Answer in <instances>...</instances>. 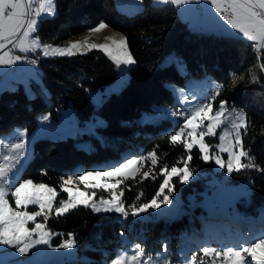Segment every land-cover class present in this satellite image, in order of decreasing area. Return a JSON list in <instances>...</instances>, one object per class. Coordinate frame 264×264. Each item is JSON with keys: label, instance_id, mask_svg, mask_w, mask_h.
<instances>
[{"label": "trees", "instance_id": "16d2710c", "mask_svg": "<svg viewBox=\"0 0 264 264\" xmlns=\"http://www.w3.org/2000/svg\"><path fill=\"white\" fill-rule=\"evenodd\" d=\"M135 1V10L125 11L124 6L117 8L114 0H54L55 15L38 20L35 35L41 43H66L101 21L124 34L135 62L128 66L125 83L105 94L99 104L92 103L87 89L103 88L117 74L114 61L99 49L37 59L40 88L33 81L30 89L20 83L0 88V134L14 126L31 131L37 114L48 112L56 117L60 107L72 108L78 123L76 135L35 137L31 156L17 180L30 179L53 188L58 204L67 195L63 190L65 177L76 179L84 171L112 168L155 150L158 162L153 165L147 159L141 166L149 175L139 173L124 179L117 187L119 197L129 212V206L139 207L153 198L159 202L164 195L177 204H162L127 219L120 213L95 212L82 204L62 215L47 212V220L40 215L47 229L58 232L56 242L72 234L76 258L66 264H110L117 250L132 242L140 244L148 255L184 264L193 256L199 262L204 246L217 249L264 238V77L252 41L192 28L174 4ZM131 6L126 5L128 9ZM168 55L179 59L183 72ZM253 74L256 82L251 80ZM204 76L224 86L214 104L226 101L228 107L245 109L242 147L255 158L257 167L231 174L221 171L226 174L223 184L247 182L249 187L246 197L233 202L212 196L220 183L210 187L207 181L212 176L221 179L222 174L213 170L211 160H204L197 145L185 148V135L175 143L170 140L176 129L170 120L140 118L143 112L156 110L155 104L173 103L168 83L181 85L186 78ZM95 115L102 119L101 124L95 123ZM91 125L93 131L87 132ZM204 140L217 149V134ZM247 162V157L241 158V163ZM165 166L168 172L172 167L187 166L193 176L188 183L171 176L169 187L175 191L169 194L165 188L157 196L166 178ZM103 190L100 192L107 194Z\"/></svg>", "mask_w": 264, "mask_h": 264}, {"label": "snow or ice", "instance_id": "6c2138e0", "mask_svg": "<svg viewBox=\"0 0 264 264\" xmlns=\"http://www.w3.org/2000/svg\"><path fill=\"white\" fill-rule=\"evenodd\" d=\"M192 0H159V3L187 5ZM211 5L215 8L216 13L226 22L230 29L235 32H229L228 35L234 38L237 33L241 34L243 38L254 42V48L257 52L264 49V0H210ZM35 0H0V65L15 64L24 59L20 55L13 56L11 53L13 49H18L20 52L28 53L35 52L41 49V44L38 39H30L32 33L36 31L38 19L42 14L55 15L54 0H39V6L33 12V4ZM108 25L101 21L95 28L90 29L92 32H100L107 28ZM111 39V38H110ZM11 45V48L8 47ZM81 48L86 50L99 49L104 51L116 65H129L134 63L131 54L127 48V39L121 37L119 40L111 39V44H88L84 42L71 43L64 48H50L43 46L42 51L45 56L49 55H73V50L79 51ZM35 63V61H31ZM264 70V64L260 65ZM243 77H241L242 79ZM252 82H256V75H251ZM236 86V78L233 77V87ZM223 85H218L214 88L211 95L204 99V102L192 108L189 112H180L179 116L183 118L184 123L170 140L175 143L181 139L185 134L186 129H191L186 135L192 137L191 143H185L186 149H191L193 144H199L200 151L204 153V160L212 159L208 155V145L203 142L205 136L216 135V129L223 126V131L219 135L221 144L218 145L221 152H228L229 159L227 162V171L229 174L241 169L255 168V158L251 157L248 152L242 147V133L241 129L246 131L247 118L244 110L232 108L228 110L227 102L221 101L218 111L213 113L212 101L219 95L223 89ZM44 120L48 117L44 116ZM204 121L208 123L204 125ZM206 128V130H205ZM197 129H200L197 132ZM23 133H20V138L15 143L5 144L0 151V245L15 248L20 255H25L30 249L37 245H49L51 233L44 231V224H36L34 228L26 227L28 221H34L37 216L42 213L53 211V201L57 197V193L53 188L47 187L44 184L34 185L31 180H24L18 182L16 175L19 168L22 166L23 158L26 157V143L22 138ZM231 138V140L229 139ZM228 141L227 146L225 142ZM240 148L239 152L234 149ZM7 153V154H5ZM247 157V163H241V158ZM151 159L152 164L155 165L158 160L155 150L148 152L146 156L133 157L127 159L119 166L113 167L109 171H93L84 172L78 175L76 179L85 183L91 188H112L115 189L123 181L117 179L115 183H99L100 178L110 179L114 177L123 176L127 179L133 175L136 169L132 166L138 163ZM190 160L191 157L189 156ZM216 163L221 167H225L224 161L219 156L215 157ZM166 173L164 183L160 186V196L165 188H168L169 194L175 191L173 187H169V179L171 176H179L181 183H188L193 176V172L187 166L182 169L172 167L171 171H167V166L163 169ZM144 177L149 175L144 172ZM89 179L97 180L95 184H87ZM65 184H72L73 178L69 176L64 181ZM68 193L69 199L61 201L60 207L55 208L57 215H62L70 209L76 208L79 204L91 206L95 212H117L125 219L131 216H138L141 213L147 212L149 209H159L161 205H168L171 203L169 195H164L161 201L153 198L150 203L142 204L139 207L129 206L131 212L126 210L120 197L113 194L111 200H101L100 204L95 203L89 205L92 197L87 196L84 191H76L71 188H64ZM11 196L15 200L16 209L27 208L29 204L39 205L40 211L29 213L28 211L14 210L8 197ZM139 199V196L137 197ZM47 220V215H45ZM34 234L38 238H33ZM264 235V233H262ZM75 241L71 234L69 238L59 247L73 248ZM203 255L199 258V264H264V238H258L254 242L244 241L240 243H232L224 245L220 249H213L210 246H204L200 249ZM114 264H170L165 258L156 259L148 255L145 249L140 245H135V251L131 256L127 254L121 255L114 261ZM185 264H198L197 257L193 256L191 260H185Z\"/></svg>", "mask_w": 264, "mask_h": 264}, {"label": "rangeland", "instance_id": "374dc122", "mask_svg": "<svg viewBox=\"0 0 264 264\" xmlns=\"http://www.w3.org/2000/svg\"><path fill=\"white\" fill-rule=\"evenodd\" d=\"M135 2L140 3V0H136ZM114 4L117 8H124L123 10L125 11H133L135 10V5H134V0H114ZM129 5H132V9H128L129 7H126ZM39 6V0H35V3L33 4V12L35 11V8ZM124 6V7H122ZM44 16H52L48 14H42L41 17ZM40 17V18H41ZM39 18V19H40ZM38 19V20H39ZM99 24V23H98ZM97 24V25H98ZM97 25H95L92 28H89L88 30L78 34L77 36H74L70 38L66 43L63 44H49V43H41V49H37L35 52H28V53H23L20 52L18 49H13V52L11 53L13 56L15 55H20L24 57V59L18 61L15 64H10V65H0V76L5 77V80L3 82H6L8 80H15L16 84L17 82H20L23 87L30 88V80L33 81L34 85L37 87H42L41 86V80L37 74H39V66L36 65L35 63H32L31 61H36L37 59L39 60L40 58L45 57L43 54L42 48L43 46H49L50 48H64L67 47L71 43H76V42H84L85 40L87 41L88 44H111V39H116L119 40L121 37H125L124 34L108 25L107 28L101 30L100 32H92L90 29L95 28ZM238 36V35H236ZM111 38V39H110ZM30 39H38L37 36L35 35V32L31 34ZM11 48V45L9 46ZM88 50L81 48L79 51L73 50L74 53L76 52H86ZM2 52V50H0ZM257 52V51H256ZM260 52V53H259ZM257 52L258 54V64H261V61L263 60L262 57V52L261 49ZM25 58L29 59V63L25 62ZM168 60H173L174 63L177 65L178 70H181V64L179 62V59L175 57L174 55H168L167 56ZM113 60V59H112ZM114 61V60H113ZM260 62V63H259ZM115 63V61H114ZM15 65L13 67V70L11 69V66ZM116 65V63H115ZM130 65V64H129ZM129 65H120L119 67L116 65L117 69V74L115 79L108 85L104 86L103 88H88L87 93L89 98L91 99L92 103L94 105L99 104L101 99L105 94H108L109 92L116 91L118 90L127 80L128 78V66ZM260 68V66H259ZM261 71V70H260ZM183 72V71H182ZM31 78V79H30ZM1 83V82H0ZM172 95H173V103L170 105L166 104H155L154 105V111H149V112H143L140 115V118L142 120H148V121H155L160 119L161 117L166 118L170 120L171 124L173 126H176L175 131L173 132L172 135L175 134L176 131L180 129V127L183 125L184 120L182 117L179 116L180 112H189L191 111L192 108L196 107L198 104L204 102V99L208 96L211 95L212 91L214 88L218 85H220L217 81H215L211 76H204L201 78H186L184 83L181 85L178 84H173V83H168ZM11 86V85H10ZM0 88H2L0 86ZM27 90V89H26ZM213 105V113L211 115L215 114V111L219 110L220 103L218 105L214 104L212 101ZM228 110H231L232 108H236L238 110H244L242 107H228ZM47 116L48 119L44 120L43 117ZM95 119V123L101 124L102 119L98 116L93 117ZM208 121H204V125L201 127L203 128ZM78 123L77 120L74 116L73 110L70 107H60L57 110V115L56 117L51 116L48 112H42L36 115V122L35 126L31 131H27L26 129L22 128L21 126H14L10 130L3 132L0 134V151L3 150L2 146L5 144H10V143H15L18 138H20V133H23V139L25 140L26 143V157L23 158V163L22 166L19 168V171L16 175V179L18 178V175L20 173V170L24 166V164L27 162V160L31 156L32 152V144L33 140L35 137L38 136H48V137H53V138H59L66 136L67 134L70 135H76L78 134L77 131ZM206 130V128H205ZM87 132L93 131V125H91L89 128L86 130ZM188 131H191V129H186L185 130V143H191L192 137H188L186 133ZM200 129H197V132H199ZM223 131V126L221 128L216 129V134L218 138V144H217V149L210 148V144L204 140L203 142L208 145V155L212 157L210 159L213 164V170L215 172H220L222 174V178L220 179L219 176H212L208 181V185L212 187L213 185L218 184L214 190H212L211 194L215 198H221L226 201H231L233 202L235 199L239 198L240 196L246 197L249 193V187H247V182H242L238 185H230V184H223L226 180V174L224 172H221L222 170L227 171V162L229 159V154L228 152H221L219 150L218 145L221 144V141L219 139V135ZM231 140V138H229ZM228 141L225 142V146H227ZM197 145L199 148V144H193ZM236 152H239L241 149L236 148L234 149ZM7 154V153H5ZM147 155V154H146ZM145 155V156H146ZM204 156V153H203ZM219 156L222 161L225 163V167L221 168L215 161V157ZM145 161H142L138 163L137 165H133L132 167L136 169L133 175H130L129 177H134L136 175L144 174L143 171H141V166L144 164ZM119 166V165H117ZM113 168V167H112ZM112 168H100V169H93V170H88L84 172H93V171H109ZM84 172H82L79 175H82ZM76 175L75 177H77ZM69 176L64 178V181L67 180ZM73 178V183L72 184H65L63 183V188H71L72 191L75 193L76 191H84L87 196L92 197V199L89 201V205L95 203L97 205L100 204L101 200H111L113 194L119 196V193L117 192V186L115 189L112 188H91L88 187L85 183L80 182L78 179H74V176H71ZM117 179L124 180L125 178L123 176L121 177H114L110 179H105V178H100L99 183L102 185L105 183H115ZM224 179V180H223ZM24 180H30V179H23V180H17L18 182H22ZM33 182V181H32ZM97 180L94 179H89L87 181V184H95L97 183ZM34 185H40L44 183H35L33 182ZM46 185V184H44ZM47 186V185H46ZM49 187V186H47ZM51 188V187H50ZM101 189H104L103 191H107V194H102L100 192ZM67 193V192H66ZM9 203L11 207L14 210H19V211H28L29 213H34L40 211L39 205L37 204H29L27 208H20L16 209L15 205V200L13 197L9 196ZM69 199L68 193L64 199L61 201H67ZM12 201V202H11ZM61 201H58V204H56L55 200L53 201V212L55 213V208L60 207ZM83 205V204H82ZM174 205H177L175 202H171L168 204V206L172 207ZM89 208L92 209L91 206H88ZM93 210V209H92ZM146 214V213H145ZM41 215H47V210L45 213H42ZM143 213H141L138 216H142ZM44 224V222L39 219V216L35 218L34 221H28L26 227L29 228H34L36 224ZM45 225V224H44ZM44 231L51 233V237L49 240V245H37L36 247L32 248L29 250L28 253L25 255H20L18 252H16L15 248L0 245V264H66L70 262L71 260H74L76 258V245L74 244L73 248H62L59 247L62 243H64L68 238L71 233L68 234L67 237L62 238L59 242L55 241L56 236L58 235L57 231H50L46 227L44 228ZM71 237L73 239V236L71 234ZM33 238H38L36 234H34ZM137 243H128L125 248H119L117 250L116 255L111 259L110 264H114V261L117 260V258L121 255L127 254L128 256H131L134 251H135V245ZM225 245V244H224ZM223 245V246H224ZM222 246V247H223ZM222 247H219L217 249H220ZM151 256V255H150ZM152 257L156 259H163L165 257H161L159 255H152ZM169 262L170 260L166 258ZM170 264H172L170 262ZM185 264V263H184ZM199 264V262H198Z\"/></svg>", "mask_w": 264, "mask_h": 264}, {"label": "crops", "instance_id": "0c3cea01", "mask_svg": "<svg viewBox=\"0 0 264 264\" xmlns=\"http://www.w3.org/2000/svg\"><path fill=\"white\" fill-rule=\"evenodd\" d=\"M152 1L159 3V0ZM174 6L176 7L180 17L184 19L192 28L204 31L221 32L226 34H228L229 32H235V30L230 29V26H228L223 18L220 17L218 13H216L215 8L212 7L210 0H192V2L187 5ZM236 35L242 37V35L239 33H237ZM252 43L254 45V42ZM37 75L39 76V74ZM4 80L5 77L1 76V87H9L16 82L15 80L18 79H11L3 82ZM31 81L32 80H30V82Z\"/></svg>", "mask_w": 264, "mask_h": 264}, {"label": "built area", "instance_id": "2783aa9c", "mask_svg": "<svg viewBox=\"0 0 264 264\" xmlns=\"http://www.w3.org/2000/svg\"><path fill=\"white\" fill-rule=\"evenodd\" d=\"M261 52H262V59H263V63H264V49H261ZM25 62H28L29 63V59L28 58H25ZM13 67H15V65H12L11 66V69H13ZM1 78V76H0Z\"/></svg>", "mask_w": 264, "mask_h": 264}, {"label": "bare ground", "instance_id": "6f19581e", "mask_svg": "<svg viewBox=\"0 0 264 264\" xmlns=\"http://www.w3.org/2000/svg\"><path fill=\"white\" fill-rule=\"evenodd\" d=\"M259 53H260V52H259ZM261 55H262V54H261ZM261 58H262V57H261ZM36 62H37V61H36ZM259 63H260V62H259ZM262 64H264V63H263V60L261 61V64H260V65H262ZM260 65H259V66H260ZM260 70H261V73H262V75H263V77H264V70H262L261 67H260Z\"/></svg>", "mask_w": 264, "mask_h": 264}]
</instances>
